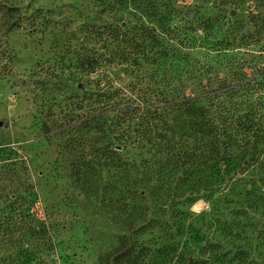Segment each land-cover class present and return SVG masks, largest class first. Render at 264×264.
I'll list each match as a JSON object with an SVG mask.
<instances>
[{"label":"rangeland","instance_id":"rangeland-1","mask_svg":"<svg viewBox=\"0 0 264 264\" xmlns=\"http://www.w3.org/2000/svg\"><path fill=\"white\" fill-rule=\"evenodd\" d=\"M121 1L0 0V148L14 152L0 163V264H161L158 251L174 243L182 247L180 264L211 260L210 246H216L223 264L264 263V19H258L264 18V7L258 0H244L234 11L213 0L178 4L181 10L200 9L199 14L184 11L185 22L211 20L209 36L204 27L194 32L175 20L183 36H190L177 48L201 72V88L190 83L188 92L196 98L203 94L197 104L215 110L213 87L248 84L247 92L238 94L249 107L238 116L249 115L256 127L229 174L205 172L208 185L195 203L181 208L188 217L174 227L172 238L153 228L140 232L141 222H126L112 207L92 219L93 203L74 188V158L64 151L57 128L69 99L93 87L81 90L69 83L68 92L59 84L73 80L84 54L108 60L109 25L117 21L130 28ZM157 71L145 67L148 76ZM20 158L14 167L11 160ZM102 207L101 201L93 204Z\"/></svg>","mask_w":264,"mask_h":264},{"label":"trees","instance_id":"trees-1","mask_svg":"<svg viewBox=\"0 0 264 264\" xmlns=\"http://www.w3.org/2000/svg\"><path fill=\"white\" fill-rule=\"evenodd\" d=\"M187 1L122 0V18L130 28L114 24L117 21L109 25L108 60L101 62L97 55L84 54L77 62L73 80L59 84L68 92L69 83H76L71 86L81 90L93 87L83 96L76 94L69 99L70 105L57 128L65 140L64 151L74 158L70 176L74 188L80 190V197L88 205L101 201L103 206L99 210L91 205L92 219L102 218V209L112 207L127 218L126 222H141L140 232L153 228L172 238L174 227L188 217L181 208L195 203L208 185L202 179L205 172L218 177L229 174L236 154L239 150L245 152L256 127L249 115L238 116L249 105L238 91L246 93L248 84L240 81L221 89L213 87L215 110L197 104L203 94L196 98L188 92L186 85L190 83L201 88V72L191 67L177 48L190 36L183 38L175 20L180 19L184 29L194 32L204 27L207 36L211 20L181 19L184 11L185 15L200 12L197 6L178 8L180 2ZM213 1L229 11L245 3ZM258 1L264 7V0ZM115 17H120V10ZM145 17L148 21L142 23ZM258 19L262 22L263 15ZM146 66L157 67L158 71L148 76ZM161 69L165 71L163 76L159 74ZM184 73L191 77L185 78ZM94 75L97 78L93 79ZM235 100L236 107H228V101ZM8 153L14 154L10 148H0V163ZM19 160L22 158L11 160V164L17 167ZM14 173L17 178L18 172ZM105 174L110 176L106 180ZM180 248L181 244L174 243L160 249V263L180 264ZM210 250L211 260H189L185 264H220L216 246H210ZM240 263L247 264L242 260Z\"/></svg>","mask_w":264,"mask_h":264}]
</instances>
